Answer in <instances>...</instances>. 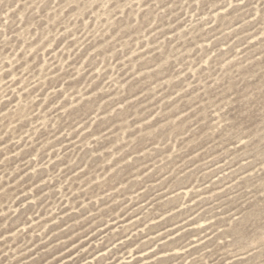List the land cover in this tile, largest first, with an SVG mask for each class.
Instances as JSON below:
<instances>
[{
    "label": "rangeland",
    "instance_id": "374dc122",
    "mask_svg": "<svg viewBox=\"0 0 264 264\" xmlns=\"http://www.w3.org/2000/svg\"><path fill=\"white\" fill-rule=\"evenodd\" d=\"M0 264H264V0H0Z\"/></svg>",
    "mask_w": 264,
    "mask_h": 264
}]
</instances>
